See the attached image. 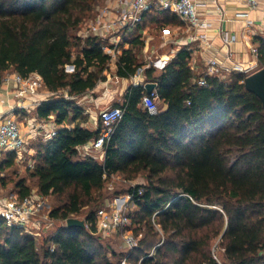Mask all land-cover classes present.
Returning a JSON list of instances; mask_svg holds the SVG:
<instances>
[{
  "label": "trees",
  "instance_id": "trees-1",
  "mask_svg": "<svg viewBox=\"0 0 264 264\" xmlns=\"http://www.w3.org/2000/svg\"><path fill=\"white\" fill-rule=\"evenodd\" d=\"M102 0H0V85L4 74H37L53 95L33 111L37 121L62 126L50 140L31 144L29 176L39 195L65 196L49 217L65 221L77 216L113 175L146 183L126 194L136 208L128 214L138 230L145 228L129 264H219L211 253L219 238L222 264H264V110L244 86L246 75L194 83L190 52L181 48L159 74L145 70V83L156 85L157 113L142 106L144 85H130L112 108L123 111L103 161L81 157L78 148L101 134L77 123L84 109L77 101L96 88L109 57L104 42L72 36ZM158 16L181 26L172 13L153 8L142 29ZM259 69H264V39L255 38ZM132 47L141 44L138 38ZM116 76L128 79L140 66L132 49L115 62ZM67 68H70L67 69ZM25 114V113H23ZM67 124L69 127L63 125ZM14 152L0 156V180L12 168ZM17 199L31 193L21 179ZM96 216L85 215L86 228H57L37 241L0 217V264H112L95 229ZM122 259V258H121ZM119 259V260H121ZM118 260V261H119Z\"/></svg>",
  "mask_w": 264,
  "mask_h": 264
},
{
  "label": "built area",
  "instance_id": "built-area-1",
  "mask_svg": "<svg viewBox=\"0 0 264 264\" xmlns=\"http://www.w3.org/2000/svg\"><path fill=\"white\" fill-rule=\"evenodd\" d=\"M249 9H256L259 3L264 0H239ZM199 4L193 0H102L93 13L91 21L78 30L77 37L85 40L88 38H97L104 42L102 53L113 59L119 51L120 46L128 38L129 34L138 31L142 25L143 17L153 8H159L174 14L183 24L187 31L194 35L188 36L176 41L178 45H188L194 41L201 40L206 43V36L199 31L208 28L205 20H200L197 9ZM223 43L229 46L237 41L236 37L227 33L223 36ZM206 46L208 44H205ZM250 53L253 61L247 67L242 65H233L231 68L223 67L216 59L207 61L206 68L200 76H196L194 83L198 86H205L206 79L217 77L225 80L232 73L244 74L246 77L259 70L257 62V49L250 47ZM232 54L227 53L226 59L229 60ZM138 71L134 77L139 76ZM5 85H12L14 104L8 107V110L0 106V156L7 152H14L18 160L23 159V153L26 151L27 141L34 138L50 140L56 135L57 127L55 123L46 127L44 122L37 121L34 117L28 119L27 128L22 130L20 122L17 121L15 114H31L36 107L43 101L51 97H58L50 92L39 94L43 88V82L39 75L33 73L27 77H21L17 74L6 77L3 80ZM134 85H138L135 83ZM144 87V86H143ZM67 98V97H65ZM157 97L154 91L142 98V106L149 114L157 113ZM123 111L120 108H111L101 111L99 118L102 131L98 138L87 143L84 146V155L91 156L93 152H103L104 144L109 141L114 127L122 118ZM52 118V117H51ZM29 167H32L30 162ZM131 197H126V203L130 202ZM46 204V197L38 194L37 190H31V193L23 199H0V217L5 221L8 228L17 227L26 234L32 235L34 231L43 230L48 217L42 216ZM126 207L106 205L96 212L95 229L96 234L110 236L119 230H126L131 225L129 216L125 213ZM124 246L132 250L138 246V240L127 235L123 240ZM128 256L112 264H129ZM140 264V262L138 263Z\"/></svg>",
  "mask_w": 264,
  "mask_h": 264
},
{
  "label": "rangeland",
  "instance_id": "rangeland-1",
  "mask_svg": "<svg viewBox=\"0 0 264 264\" xmlns=\"http://www.w3.org/2000/svg\"><path fill=\"white\" fill-rule=\"evenodd\" d=\"M101 2L98 3L96 7L99 6ZM93 13H91L88 19L84 20L81 23L78 30L86 26L91 21V19L93 18ZM173 24L176 23H165V21L158 16L156 20H150L147 24L144 25L143 29L145 30V35H134L124 41V43L120 46L119 51L116 53V57L108 61L106 69L101 74L102 77L106 78L105 80L107 81V83H104L105 81H100L94 91L88 92L85 95L84 100L81 98L79 99V101H77L85 111L83 118L77 121L78 124H83L86 128H89L91 130L97 129L100 123V112L106 109H111L113 105L112 102L105 101L106 95H108V97L113 96L115 101H118L120 99V92L123 90V88L134 83H145V70L153 68L156 75L161 72L163 67L175 56L174 52L178 48V46L175 47V45H177L176 41L182 38L178 36L180 32H178L177 35L173 34V31L175 29L177 30L180 27L178 26V24ZM78 30L72 33L73 37L78 38ZM175 36L178 37L174 41L173 39H175ZM136 37L138 38V43L141 44L132 47L131 42ZM128 49H132V52L136 59V63L140 66L135 74L138 71L140 72V74L137 77L132 76L126 80H121L116 76V68L114 65L121 53L124 50ZM67 69L70 70V68ZM11 75H13V72H7L4 74L3 79ZM226 79L228 80L229 78L227 77ZM39 94L40 96L42 94H45L43 88L39 90ZM0 106H2L3 109L8 110V107L2 105L1 101ZM15 117L17 121L20 122L22 130L25 131L27 128L28 119L33 118L34 115L33 112L31 114H22L17 112V114H15ZM36 139L38 138L27 141L26 151L23 153V159L18 160V158H16L13 167L4 170L2 174L3 178L0 180V199L15 198L17 194L16 183L21 179L24 180V184L27 187L31 188V190H37L35 187L36 179L29 176V171L32 170V167H29V164L32 160V149L30 147L32 142ZM101 153L103 152H93L91 153V156L94 157L95 160L99 161V156ZM80 156L85 157L84 155ZM145 183V174L139 175L132 181L125 180V178L119 174L113 175L105 181L102 190L93 193L92 198L88 200V203L81 209V212L77 216H72L71 218H77L84 221L85 215L89 212H92L96 216V212L100 208H103L106 205H114V203H116L117 206H123L125 204V213L127 215L130 213H134L136 211L134 205L131 202L126 203V197L128 196L126 194V191L130 187H133L135 185H144ZM65 202V196L58 197L55 195H50L46 197V204L42 212V216H44L45 218L48 217L49 220L46 221V224L44 225L42 231H34V233L30 235L37 241V247L39 250L43 244L44 239L49 234L53 233L60 226L66 224L65 221H56L52 220L49 217V213L53 209L61 207V205H63ZM144 233V227L138 230V226L131 222L130 227H128L126 230H119L110 236H104L101 234H97V236L99 237L103 247L107 249L109 259L113 263H115L119 259L128 256L131 251L124 246V237L127 235H132L139 241L143 238ZM211 253L215 260L219 264H222V250L219 247V238L212 240Z\"/></svg>",
  "mask_w": 264,
  "mask_h": 264
},
{
  "label": "crops",
  "instance_id": "crops-1",
  "mask_svg": "<svg viewBox=\"0 0 264 264\" xmlns=\"http://www.w3.org/2000/svg\"><path fill=\"white\" fill-rule=\"evenodd\" d=\"M193 1L199 4L197 13L200 20H205L208 23V28L206 30L199 31L200 33L205 34L206 43L204 41L197 40L187 46L177 44L175 47L178 46V48L175 50L174 54H176L181 48H185L190 52L189 66L195 76H200L204 72L207 61L210 59L218 60L223 67L227 68H231L233 65L238 64L247 67L249 63L253 61V57L250 53V47H256L255 38L264 39V3L261 1L258 7L252 10L239 0ZM178 32L180 33L178 34ZM225 33L235 36L237 41L229 46H225L222 39ZM173 34H178L179 37H182L181 39L194 35L193 32L187 31L183 24L177 30L175 29ZM134 35L143 36L145 35V30L143 28L138 29V31L129 34L128 38ZM178 36H175V39L173 40L175 41ZM205 44L208 45L206 46ZM228 52L232 54L229 60L226 59V54ZM119 79L126 80L125 78ZM104 81V83H107L106 80ZM128 87L129 86L123 88L120 92V99L118 101L121 100L122 95ZM45 92L47 91L44 90V93ZM59 95L67 97L66 92H60L57 96ZM85 95L81 97L83 100L85 99ZM0 101L5 107H9L14 104L13 88L11 84L7 86L2 82L0 85ZM105 101L112 102V104L118 102L115 101L113 96L108 97V95H106ZM39 122L41 123L42 121ZM51 123H54L53 118L51 117L49 121L44 122L46 127L51 126ZM80 125L85 127L83 124ZM63 126L69 127L67 124ZM56 127L58 129L62 126L56 125ZM84 146L78 148L79 155H84ZM103 156V153H101L99 156V162L103 161ZM31 162L33 164V160H31Z\"/></svg>",
  "mask_w": 264,
  "mask_h": 264
},
{
  "label": "water",
  "instance_id": "water-1",
  "mask_svg": "<svg viewBox=\"0 0 264 264\" xmlns=\"http://www.w3.org/2000/svg\"><path fill=\"white\" fill-rule=\"evenodd\" d=\"M245 89L254 94L260 101L264 110V69H259L256 72L248 75L244 79ZM154 83H146L144 89L147 94H151L155 90ZM66 226L69 228H86L85 222L77 218H69L66 220Z\"/></svg>",
  "mask_w": 264,
  "mask_h": 264
}]
</instances>
